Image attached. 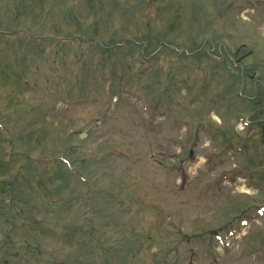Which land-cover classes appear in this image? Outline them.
Returning <instances> with one entry per match:
<instances>
[{
    "label": "rangeland",
    "instance_id": "rangeland-1",
    "mask_svg": "<svg viewBox=\"0 0 264 264\" xmlns=\"http://www.w3.org/2000/svg\"><path fill=\"white\" fill-rule=\"evenodd\" d=\"M0 264H264V0H0Z\"/></svg>",
    "mask_w": 264,
    "mask_h": 264
},
{
    "label": "flooded vegetation",
    "instance_id": "flooded-vegetation-1",
    "mask_svg": "<svg viewBox=\"0 0 264 264\" xmlns=\"http://www.w3.org/2000/svg\"><path fill=\"white\" fill-rule=\"evenodd\" d=\"M239 61H241V63L243 62V58H241Z\"/></svg>",
    "mask_w": 264,
    "mask_h": 264
},
{
    "label": "water",
    "instance_id": "water-1",
    "mask_svg": "<svg viewBox=\"0 0 264 264\" xmlns=\"http://www.w3.org/2000/svg\"><path fill=\"white\" fill-rule=\"evenodd\" d=\"M156 1H161V0H156Z\"/></svg>",
    "mask_w": 264,
    "mask_h": 264
}]
</instances>
